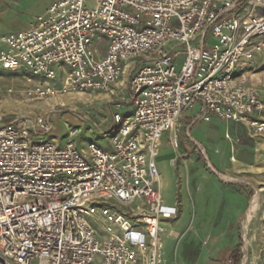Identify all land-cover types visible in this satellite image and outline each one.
<instances>
[{
  "label": "built area",
  "instance_id": "2783aa9c",
  "mask_svg": "<svg viewBox=\"0 0 264 264\" xmlns=\"http://www.w3.org/2000/svg\"><path fill=\"white\" fill-rule=\"evenodd\" d=\"M93 1L52 0L0 37V68L45 80L38 94L117 97L109 149H82L78 126L59 140L44 115L0 127V264H166L162 220L178 207L158 187L164 134L178 150L184 112L200 103V119L264 135V89L239 74L264 62V0Z\"/></svg>",
  "mask_w": 264,
  "mask_h": 264
},
{
  "label": "rangeland",
  "instance_id": "374dc122",
  "mask_svg": "<svg viewBox=\"0 0 264 264\" xmlns=\"http://www.w3.org/2000/svg\"><path fill=\"white\" fill-rule=\"evenodd\" d=\"M28 1L31 7L27 21L31 19L32 22L38 15L44 13L52 2V0ZM91 4H94L93 0ZM178 63L181 65L182 57ZM133 72L131 71L129 78L128 72L125 82L116 87L118 95L128 98L129 81ZM242 73L251 85L264 89L262 60H256L249 67L240 70L239 74ZM44 81L25 68L16 70L0 68V127L15 117L44 115L53 124L51 134L58 133L61 127L63 137L69 126H78L83 129L79 138L83 136L84 140L88 141L87 144L94 140H98L101 145L110 143L114 130V101L117 98L115 94L72 90L68 93L41 95L37 89ZM60 85L61 83L57 81L55 87L60 88ZM185 115L196 119L190 123L187 121L190 119L183 115L179 130L181 144L178 151L186 153L187 163L183 159L178 162V158L174 162L173 174L178 195L180 193L182 200L185 199L191 204L189 208L192 214L193 210L196 213L194 200L199 208L200 199L199 192L193 189L191 194L185 187L190 176L194 179L201 174L218 173L246 181L253 194L250 198V212L245 214L241 221L243 247L240 246L239 249L240 264H264V135L255 136L246 125L227 122L214 115L210 121L200 119V103L188 109ZM168 136V133H165L162 138L164 147H171ZM203 190L204 187L201 193ZM163 197L168 204L165 196ZM123 208L130 209L129 206ZM205 216L207 215L204 213H198L197 220ZM98 228L102 231V224L98 225Z\"/></svg>",
  "mask_w": 264,
  "mask_h": 264
},
{
  "label": "crops",
  "instance_id": "0c3cea01",
  "mask_svg": "<svg viewBox=\"0 0 264 264\" xmlns=\"http://www.w3.org/2000/svg\"><path fill=\"white\" fill-rule=\"evenodd\" d=\"M30 7L31 3L28 0H0V37L29 28L32 23L31 19L27 21ZM4 46L0 41V48ZM133 65L134 62L129 63L123 80L116 87L125 82L128 72L129 78L131 73L129 67ZM186 111L184 117L193 123L196 117L190 118L185 115ZM60 129L58 133L52 135L63 141L65 136H61L63 129L61 127ZM87 143L82 136L79 140L80 147L86 150ZM94 143L105 149L110 148V143L101 145L98 140H94ZM171 147H164L161 142L157 157L160 171L158 187L167 203L178 207L176 218L162 220L164 232L161 234V243L166 264H237L235 255L238 253L235 254V251L242 246L241 221L245 214L250 212V198L253 194L251 188L246 181L232 179L224 174H201L194 179L190 176L185 187L191 194L193 189L201 193L202 187L205 188L201 194L198 193L200 207L198 208L194 200L196 213L193 210L190 214L191 204L185 199L182 200L180 193L178 195L173 174L174 163L171 162L172 159L178 158V162L183 159L187 163V155ZM198 213L207 216L197 220Z\"/></svg>",
  "mask_w": 264,
  "mask_h": 264
},
{
  "label": "trees",
  "instance_id": "16d2710c",
  "mask_svg": "<svg viewBox=\"0 0 264 264\" xmlns=\"http://www.w3.org/2000/svg\"><path fill=\"white\" fill-rule=\"evenodd\" d=\"M240 249V248H239ZM239 249H237L236 251H235V254H237V255H235V262H237V264H239L240 263V261H241V257H240V251H239ZM237 252V253H236Z\"/></svg>",
  "mask_w": 264,
  "mask_h": 264
}]
</instances>
